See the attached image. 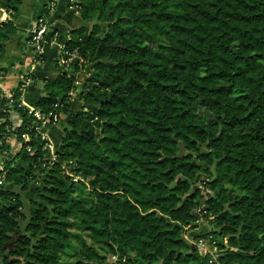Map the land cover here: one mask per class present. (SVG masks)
<instances>
[{
    "label": "trees",
    "instance_id": "obj_1",
    "mask_svg": "<svg viewBox=\"0 0 264 264\" xmlns=\"http://www.w3.org/2000/svg\"><path fill=\"white\" fill-rule=\"evenodd\" d=\"M76 4L64 44L84 71L46 79L32 108L21 81L0 89V264H264V0ZM14 32L2 22L0 58ZM54 104L50 160L33 122ZM198 217L217 261L184 237Z\"/></svg>",
    "mask_w": 264,
    "mask_h": 264
},
{
    "label": "crops",
    "instance_id": "obj_2",
    "mask_svg": "<svg viewBox=\"0 0 264 264\" xmlns=\"http://www.w3.org/2000/svg\"><path fill=\"white\" fill-rule=\"evenodd\" d=\"M8 1L0 0V14L6 9ZM68 5V0H59L58 8L50 18L46 42L42 49L37 51L30 46L31 44L29 45V33L41 10L42 0H18V14L13 19L15 32L6 39L4 53L0 58V89L5 93L11 92L23 76L30 77L31 82L21 95L23 105L28 108H32L34 102L47 93L44 88L46 79H53L61 72L62 67L58 63L60 46L67 41L71 29L83 24L78 11L73 12L75 9L69 8ZM70 13L75 17L78 15V18ZM74 93L71 94L72 103ZM10 120L14 126L19 125V114L11 112ZM58 127V125L49 128L47 125L42 127L54 146ZM13 146H17L14 140Z\"/></svg>",
    "mask_w": 264,
    "mask_h": 264
},
{
    "label": "built area",
    "instance_id": "obj_3",
    "mask_svg": "<svg viewBox=\"0 0 264 264\" xmlns=\"http://www.w3.org/2000/svg\"><path fill=\"white\" fill-rule=\"evenodd\" d=\"M77 0H68V7L73 9H78V5L76 4ZM59 0H42V7L40 12L37 14L33 28L29 33V42L34 47L35 50H41L43 44L46 42V34L49 30L50 18L55 13ZM10 15H13V11L11 9L6 8L0 14V25L2 22L10 20ZM84 59L79 54L78 48L69 49L65 44L60 46V56L58 63L59 65L67 71H73V65L77 66V71L75 75L83 69L82 64L84 63ZM31 82L30 77L23 76L20 83V88L22 92L25 90L26 86ZM77 82V81H76ZM11 92L6 93V97L9 98L11 96ZM58 108V104H54V110L49 111L47 114H42L39 110L34 112L35 121L33 122L36 131L40 134V137L43 140H46L43 148L47 150L48 158L50 160H54L56 158L55 154V146L49 140L48 135L45 132H42L43 125H48V127H54L60 120L61 114L56 112L55 109ZM40 120V124L38 121ZM22 138L24 141H28L30 139L27 133L22 134ZM26 149L29 151L30 147L27 146ZM5 153H2L4 155ZM4 156L0 160V184L4 182ZM75 180V179H74ZM200 211V210H198ZM214 242L210 244L206 240L202 239L197 242V248L202 250L204 254L210 253L213 255L215 253V247L213 246Z\"/></svg>",
    "mask_w": 264,
    "mask_h": 264
},
{
    "label": "rangeland",
    "instance_id": "obj_4",
    "mask_svg": "<svg viewBox=\"0 0 264 264\" xmlns=\"http://www.w3.org/2000/svg\"><path fill=\"white\" fill-rule=\"evenodd\" d=\"M58 8V7H57ZM73 12H77L76 11V9H75V11H73ZM70 14H72V13H70ZM73 15V14H72ZM74 16V15H73ZM77 17H75V18H78V15H76ZM11 19H14L13 18V15H10V20ZM49 31V30H48ZM47 35H48V32H47V34H46V37H47ZM29 43V42H28ZM29 45H30V43H29ZM30 46H32V45H30ZM34 48V47H33ZM84 70L82 69L79 73H78V75H80L82 72H83ZM70 72V71H69ZM77 75V76H78ZM82 77H83V75H81L80 77H79V80H77L78 81V83L76 82V84H78V86H80V84H81V79H82ZM76 96H77V94H76V92L74 93V97L76 98ZM80 104V101L78 100V99H74V105H75V108H77V107H80V106H78ZM64 115H61V117H60V120H59V122L57 123V125H59L60 126V124L62 125V122L64 121ZM47 127H48V125H47ZM49 128V127H48ZM42 130V132H44V130H43V128L41 129ZM2 159V158H1ZM0 159V160H1ZM199 176L201 177V179L204 177V175L201 173V174H199ZM76 178V177H75ZM74 178V179H75ZM206 192H207V187H205V189L203 190V196H204V198H206ZM22 195H23V197L26 199L25 201L27 202V199H28V197H34V193H33V191L31 190L30 191V193H27L26 192V194L25 193H23L22 192ZM0 204H1V201H0ZM202 208V206H198L197 208H196V213L199 215V216H201L202 215V213H204V211L203 212H199L198 211V209L200 210ZM204 208V207H203ZM199 219H198V222H197V225L196 226H194L193 228H192V230L190 231V232H188V233H185L184 234V237H188L189 238V241L191 242V244H194L195 246H198L197 245V242L199 241V240H201V238H198L197 240H192V238L190 237V235L189 234H194V235H200V234H203V233H206V232H208L210 229H213V227H215L214 225H212L210 222H209V220L208 219H206V217H198ZM213 217L212 216H209V219H212ZM199 253L200 254H203V255H205L204 254V252L202 251V250H200L199 249ZM217 258H218V254H213L212 255V261H217Z\"/></svg>",
    "mask_w": 264,
    "mask_h": 264
},
{
    "label": "water",
    "instance_id": "obj_5",
    "mask_svg": "<svg viewBox=\"0 0 264 264\" xmlns=\"http://www.w3.org/2000/svg\"><path fill=\"white\" fill-rule=\"evenodd\" d=\"M184 153L183 144L179 145V152L177 153V156L182 155Z\"/></svg>",
    "mask_w": 264,
    "mask_h": 264
}]
</instances>
